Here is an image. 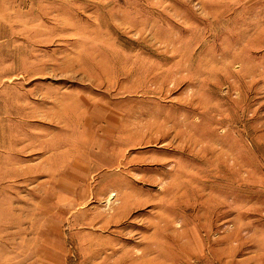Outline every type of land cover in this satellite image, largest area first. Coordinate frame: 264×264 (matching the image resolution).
<instances>
[{"label": "rangeland", "instance_id": "374dc122", "mask_svg": "<svg viewBox=\"0 0 264 264\" xmlns=\"http://www.w3.org/2000/svg\"><path fill=\"white\" fill-rule=\"evenodd\" d=\"M3 264H264V0H0Z\"/></svg>", "mask_w": 264, "mask_h": 264}, {"label": "crops", "instance_id": "0c3cea01", "mask_svg": "<svg viewBox=\"0 0 264 264\" xmlns=\"http://www.w3.org/2000/svg\"><path fill=\"white\" fill-rule=\"evenodd\" d=\"M0 264H3V263L0 261Z\"/></svg>", "mask_w": 264, "mask_h": 264}]
</instances>
